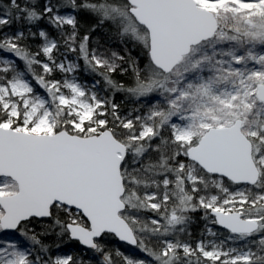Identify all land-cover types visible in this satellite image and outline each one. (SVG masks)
Segmentation results:
<instances>
[{
  "label": "snow or ice",
  "instance_id": "obj_1",
  "mask_svg": "<svg viewBox=\"0 0 264 264\" xmlns=\"http://www.w3.org/2000/svg\"><path fill=\"white\" fill-rule=\"evenodd\" d=\"M0 264H264V0H0Z\"/></svg>",
  "mask_w": 264,
  "mask_h": 264
},
{
  "label": "trees",
  "instance_id": "obj_2",
  "mask_svg": "<svg viewBox=\"0 0 264 264\" xmlns=\"http://www.w3.org/2000/svg\"><path fill=\"white\" fill-rule=\"evenodd\" d=\"M39 2L42 4L44 2V0H39ZM56 0H53V3H55ZM81 25L82 27V31H84L87 27H89L92 23H94V21H92L90 18L87 17H82L81 18ZM18 27V25H14L13 30H15V28ZM40 27L42 28H46L48 29L50 32H52L53 35H55L54 30L50 29L49 26L47 25L46 21H41L40 22ZM105 33H107V29H101L98 31V33L96 35L100 36V44L104 46V48H110L111 51H120L121 48L118 46V44L113 41L112 39H110L107 35H105ZM95 39V37H94ZM39 43V41H34L33 45L35 46V44ZM123 79V78H121ZM123 96L121 95H117L116 98V102L117 103H121V101L123 100ZM131 107L130 104H124L123 105V110H128ZM199 214H196V218L198 220ZM200 224L199 223H195L192 226V230H193V235L196 236L198 235V230H199ZM52 239V238H49ZM107 247L109 249H115L117 247L120 248L121 251L125 252V254H128L129 251L132 250V247L122 244L120 242H118L117 240H109L107 242ZM59 251H63V252H67L71 255H73L74 258L77 259H83L85 261H88L89 258L92 256V253L90 251L86 252L85 250H83L81 248V246H79L78 244H75L74 242H68V243H64L61 245V248L59 249Z\"/></svg>",
  "mask_w": 264,
  "mask_h": 264
},
{
  "label": "rangeland",
  "instance_id": "obj_3",
  "mask_svg": "<svg viewBox=\"0 0 264 264\" xmlns=\"http://www.w3.org/2000/svg\"><path fill=\"white\" fill-rule=\"evenodd\" d=\"M136 250L132 249L131 251L128 252V254H131L132 252H134ZM59 254H69L67 252H63V251H59ZM142 255V254H141Z\"/></svg>",
  "mask_w": 264,
  "mask_h": 264
},
{
  "label": "water",
  "instance_id": "obj_4",
  "mask_svg": "<svg viewBox=\"0 0 264 264\" xmlns=\"http://www.w3.org/2000/svg\"><path fill=\"white\" fill-rule=\"evenodd\" d=\"M119 242V241H118ZM121 243V242H120ZM123 244V243H122ZM129 246V245H128Z\"/></svg>",
  "mask_w": 264,
  "mask_h": 264
}]
</instances>
